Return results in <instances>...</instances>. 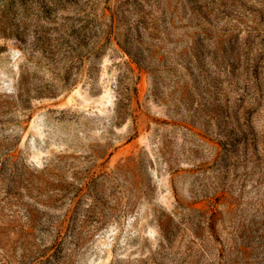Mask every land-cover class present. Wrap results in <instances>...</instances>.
Masks as SVG:
<instances>
[{
	"label": "rangeland",
	"instance_id": "obj_1",
	"mask_svg": "<svg viewBox=\"0 0 264 264\" xmlns=\"http://www.w3.org/2000/svg\"><path fill=\"white\" fill-rule=\"evenodd\" d=\"M0 264H264V0H0Z\"/></svg>",
	"mask_w": 264,
	"mask_h": 264
}]
</instances>
